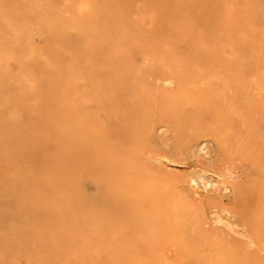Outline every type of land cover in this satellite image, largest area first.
I'll use <instances>...</instances> for the list:
<instances>
[{
    "label": "rangeland",
    "instance_id": "obj_1",
    "mask_svg": "<svg viewBox=\"0 0 264 264\" xmlns=\"http://www.w3.org/2000/svg\"><path fill=\"white\" fill-rule=\"evenodd\" d=\"M173 53L263 56L264 0H0V264H177L156 249L174 218L146 215L151 196L131 187V173L119 183L105 172H82L80 152L73 155L69 143L71 97H96L117 67ZM235 122L231 136L241 128L258 136L248 121ZM151 127L158 147L174 155L168 126ZM207 139L194 146L197 156ZM262 156L247 167L252 180L264 173ZM165 157L154 155L149 165L168 172L152 180L158 188L174 181L176 194L191 199L215 188L231 196L224 174L206 171L185 192L180 185L191 167ZM231 179L246 176L235 169ZM165 197L178 204L173 194ZM200 215L205 229L234 227L244 235L226 210Z\"/></svg>",
    "mask_w": 264,
    "mask_h": 264
},
{
    "label": "bare ground",
    "instance_id": "obj_2",
    "mask_svg": "<svg viewBox=\"0 0 264 264\" xmlns=\"http://www.w3.org/2000/svg\"><path fill=\"white\" fill-rule=\"evenodd\" d=\"M142 63L130 70L117 67L106 74V83L96 97L86 91H82V102L71 97L69 143L73 155L75 150L80 152V169L84 173L105 172L111 181L119 183L126 180L123 174L131 173L135 179L127 180L131 187L141 190L145 197L151 196L150 201L146 200V215L174 218L177 228L169 225L168 232H164L166 237L156 246L166 261L264 264V173L252 180L247 171L248 166L257 165L264 151V139L259 138V134H264V55L243 59L173 53ZM165 82L173 86L166 88ZM250 97L252 106L246 107L244 100ZM90 105L96 109H90ZM236 120L240 125L246 121L254 125L258 136L256 131L244 132L243 128L238 136H231L232 122ZM153 121L165 123L167 131L174 134V155L159 148L162 141L150 135ZM203 137L210 138L206 153L197 156L194 146ZM154 155L186 160L191 169L180 185L183 190L203 171L217 172L224 174L231 196L215 188L202 198L191 199L189 192L176 194L178 185L174 181L158 188L155 179L168 172L162 170V175L156 166L149 167ZM141 166L148 169L144 171ZM235 169L246 176L244 182L231 179ZM168 193L179 199L176 206L167 203L164 195ZM214 210H226L234 217L231 225L241 227L244 235H237L239 231L234 227L205 229L204 220L198 216Z\"/></svg>",
    "mask_w": 264,
    "mask_h": 264
}]
</instances>
